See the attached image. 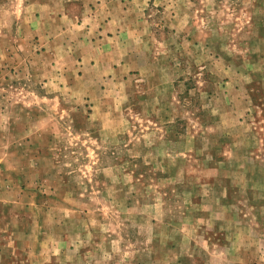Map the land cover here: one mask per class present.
<instances>
[{"label":"rangeland","instance_id":"1","mask_svg":"<svg viewBox=\"0 0 264 264\" xmlns=\"http://www.w3.org/2000/svg\"><path fill=\"white\" fill-rule=\"evenodd\" d=\"M0 264H264V0H0Z\"/></svg>","mask_w":264,"mask_h":264}]
</instances>
